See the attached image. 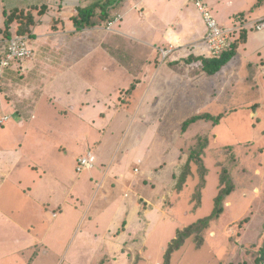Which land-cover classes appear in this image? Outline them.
Instances as JSON below:
<instances>
[{
    "label": "crops",
    "instance_id": "obj_1",
    "mask_svg": "<svg viewBox=\"0 0 264 264\" xmlns=\"http://www.w3.org/2000/svg\"><path fill=\"white\" fill-rule=\"evenodd\" d=\"M105 1L7 0V5L3 6L4 21L5 8L26 7L33 9L36 24L33 36L29 37L34 56L13 62L5 70L0 83V106L8 105L22 119L17 125L6 127L10 121L9 114L0 116L8 117L4 124H0V194L5 195L6 199L8 191L17 183L14 180L23 181L31 170L37 168L36 160L31 159L45 156L41 153L49 147L46 139L49 130L45 128L50 127L52 133L51 126L59 110L55 109L56 113L52 116L47 107H55L58 100L67 104L60 106L64 107L59 110L64 114L74 108L78 110L79 113L73 115L74 124L85 125L87 140L96 145L94 150H83L76 155L77 162L88 151H95L96 162L93 168L82 172H78L76 166L79 176L85 173L88 175L66 186L63 191L58 181L55 209H51L54 203L48 200L55 195L48 198L47 183L40 172L38 178H33L32 184L26 188L20 187L22 193L27 195V201L11 205L14 207L11 210L8 209L11 201H0V264H57L58 256L68 253L78 237L81 240L77 244L82 249L90 250L93 254L98 252L97 248H104L106 253L113 255L112 261L115 264L119 255L132 253V248H138L141 252L142 247H146V240L143 241V236L137 232V226L131 225L135 222L133 216L140 210L136 198L142 199L135 177L144 172L139 166H134V174L131 175L119 165L114 166L118 155L113 153L117 149L113 151L114 148L108 146L110 142L105 132L112 116L110 111L125 110L127 106L124 104H132L135 100V108L143 111L142 117L152 118L156 122L153 124L159 126L173 106L183 105L186 109L201 110L198 114H224L217 125L213 124L214 128L222 127L230 116L239 114L240 108L234 104L224 110L222 97L213 95L223 87L224 82L216 86L217 80L223 79L221 70L236 60H241L244 67L253 65L254 78L248 88H260L261 97H264V32L250 26L243 27L246 38L237 47L236 54L219 71L209 73L201 60L202 57H212L205 41L207 25L192 0H112L107 3L109 18H101L98 9L93 17L95 25L77 30L73 17L78 14L79 8ZM209 3L216 6L213 7L215 15L216 12L227 14L223 19L217 17L223 26L237 27L243 22L264 18L262 11L261 14L238 20L237 14L245 12V9L238 8L231 13L225 12V0H210ZM118 15L120 19L108 29L107 23ZM239 30L233 35V40L239 37ZM2 41L4 39L1 38L0 43ZM82 46H86L83 52L79 50ZM165 50L169 51L167 55L163 54ZM140 60L141 64L138 63ZM199 62L202 68L192 72V63ZM81 64L85 67L78 70ZM148 66L152 67L151 71ZM98 72L110 80L105 81L104 96L96 97L103 88L98 86L103 84L96 79L98 77L95 74ZM59 81L64 89L62 94L56 92L55 88ZM191 81L195 85L190 84ZM138 84L141 85V96L126 99L124 93L133 94ZM231 85L233 88L234 83ZM131 87L132 90L128 92ZM110 91L115 92V96H110ZM225 91H229V88H225ZM91 97L95 100H91ZM258 103L247 102L249 118H259L261 110L255 106ZM44 107L46 110L42 112ZM25 122L30 124L28 129L22 130L30 139L29 145L25 143V151L29 155L25 154L26 160L22 156V143L16 146L13 134L14 129L26 125ZM217 138L218 133L210 141L216 143ZM210 144L204 158L211 151ZM61 149L63 144H58L59 153ZM107 154L109 157L104 156ZM116 184L122 195H118L119 201L110 200ZM91 191H100L103 201H87ZM62 196L64 199L61 201ZM81 198L83 201L79 200ZM129 216L133 217L132 220L128 219ZM87 218L94 223V228L109 218L101 236L94 231L78 230L79 223H84Z\"/></svg>",
    "mask_w": 264,
    "mask_h": 264
},
{
    "label": "rangeland",
    "instance_id": "obj_2",
    "mask_svg": "<svg viewBox=\"0 0 264 264\" xmlns=\"http://www.w3.org/2000/svg\"><path fill=\"white\" fill-rule=\"evenodd\" d=\"M206 1L209 3L210 0ZM225 2V12L234 13L236 10L245 9L244 14H237L238 20L242 16L248 18L249 15L261 14L264 11V0H225ZM7 3V0H0V26L4 22L2 9ZM208 5L212 14L215 15L213 7L216 6L214 4L210 5V3ZM169 12H171V9ZM226 16V13L217 14V12L215 15L216 19L217 17L223 19ZM83 49L85 50L86 46L79 48L82 52ZM128 54L130 53L128 52ZM240 61L236 60L234 63L227 65V68H223L221 70L223 79L220 80L221 78H219L217 80L216 86L220 85L221 82L224 83L223 87H220V89L222 88L220 92L213 96L222 97V108L225 110L234 106V104L240 108L239 114L230 116L222 127L214 128L212 122L200 119L190 123L183 129L186 120L195 114L197 115L198 112L201 113V110L186 109L183 105L173 106L167 112V118L162 122L160 121L159 126L153 124H156V122L152 121V118L145 119L142 117L143 111L135 108V100L132 104H124L127 106L125 110L110 111L112 116L105 132L108 134L110 142L108 146L114 148L113 151L117 149L113 153L115 156L118 155L114 166L119 165L124 172L131 175L134 174V166H139L144 172L143 175L135 177L137 189L142 199L138 200L136 198L140 210L133 216L135 222H132L131 225L137 226V232L140 236H143V241L146 240V247H142L141 252L138 248L136 250L132 248V253L119 255L117 264H162L166 248L176 236L177 230L183 229L198 219L211 214L214 207V197L218 193L222 167L229 170L236 183L234 192L227 198L224 213L206 229L204 233L205 242L200 248L196 246L193 238H189L185 245L173 254L171 263L253 264L257 252L264 242V112H262L264 97H261L260 88H258L259 90L248 88V84L254 78L253 65L250 64L244 67ZM138 63L141 64V60ZM81 67L82 64L78 67V70ZM151 68L148 66L149 71H151ZM200 68H202V63H192V72L198 71ZM68 75L70 76V74ZM95 75L98 77L96 78L98 81L103 82V84L98 85L99 88L100 86H103V88L96 97L104 96L105 81L110 79L106 78V75L102 72ZM232 83H234L233 88L231 87ZM108 84L110 85V83ZM190 84L195 85V82L191 81ZM140 86V84L137 85V89L133 94L129 95L125 92V98L140 97L142 94ZM55 88L56 92H60V94L64 91L61 87V81ZM225 88H229V91H225ZM232 91L233 93H231ZM148 92L145 93V96ZM110 94V96H115L116 93L111 92ZM93 99L95 100L94 97H91V100ZM251 101L252 104L259 102L255 105L261 110L259 118L252 119L248 116L246 104ZM66 105L58 100V103L54 105L55 107L48 106L47 111L54 116L55 109L59 108L60 110V108H64L60 106ZM7 106H0V116L7 113L10 117L6 127L19 124V120L22 119ZM74 109L68 110L69 113L65 114L63 111L58 110V117L54 118V125L51 126L52 133L50 127L45 128V130H49L46 135L49 147L46 143L48 149L41 152L45 156L31 159L36 160L37 168L34 171L31 170L27 174V178H23V181H16L15 179L14 181L17 183L13 184L11 190L8 191L6 199L5 195L0 194V201H11L8 209H14L11 205H16L19 201H27V195L22 193L20 187L26 188L32 184L33 178L39 177V172L46 180L48 198L55 195L53 199H48L54 203L51 205V209H55V203L58 202V181L61 182V191H63L66 186L69 187L76 180L81 181L88 175L87 173L81 176L78 175L75 156L83 150H94L96 145L94 142L87 140V127L85 125L82 123L74 124V116L79 113L76 108ZM44 110H46V107L42 108V112ZM25 123L24 126L16 127L17 129H14L13 134L16 146L22 143L21 148L24 149L22 156L26 160L25 156L29 155L25 151V143L27 142L26 145H29L30 139L23 134L22 130L28 129L30 124ZM96 127L98 126L94 128ZM216 129H218V132ZM216 133H218L216 143L210 141L211 151L204 158L208 173L205 176L206 186L202 190V204L199 208L194 209L196 201H198L194 193L200 181V172L197 165L192 164V174L189 175L185 188L181 192L177 191L175 184L190 153V148L194 145L196 139L207 135L209 140H212L213 135ZM113 142L114 144H112ZM58 144H63L60 153L58 152ZM228 145L232 147L229 148ZM109 153L111 155L112 151ZM104 156L109 157L108 154ZM118 161L119 164H117ZM96 192L91 191L87 201H103L100 191ZM118 195L122 197L121 190L116 184L110 194V200L119 201ZM62 199H64L63 196L61 201ZM79 200L83 201V198ZM115 206L116 204L113 205L114 209ZM113 207L110 209L112 210ZM92 212L94 211L92 210ZM133 217L129 216L128 219L132 220ZM87 219L84 223H79L78 230L94 231L99 236H101L109 221V218H105L106 220L100 223V228H94V223L89 221V218ZM116 230L117 228H115V232ZM79 240L81 239L78 237V240L76 239L73 242V247L71 246L68 253L59 256L57 254V264H100L101 260L105 261L104 264H115L112 261L113 255L106 253L104 248H97L98 252L92 254L90 250L85 251L77 244ZM48 264H51V262Z\"/></svg>",
    "mask_w": 264,
    "mask_h": 264
},
{
    "label": "trees",
    "instance_id": "obj_3",
    "mask_svg": "<svg viewBox=\"0 0 264 264\" xmlns=\"http://www.w3.org/2000/svg\"><path fill=\"white\" fill-rule=\"evenodd\" d=\"M112 0H107L103 3H96L89 7H80L78 10V14L73 17V21L77 30H82L87 27H91L95 25L93 22V17L96 15L97 10H100V17L106 20V18L110 17V13L108 10V2ZM42 9L41 11H43ZM40 11V12H41ZM5 21L4 27L0 28V37L2 40H6L11 38L14 35H27L28 37L33 36L34 26L36 24V15L33 12L32 8L26 7H13V8H5ZM244 14V12L242 13ZM238 17V15H237ZM244 17V16H242ZM239 31L240 35L238 38L232 40L230 47L225 50L221 55L217 57H202L201 60L204 64V68L209 73H215L219 71L222 67H224L230 59L236 54L237 47L241 45L245 41L244 30L241 28ZM237 32V31H236ZM234 32V36L235 33ZM0 38V39H1ZM133 87L129 88L127 91H131ZM224 114L212 115L210 113H202L198 115L192 116L190 119L186 120L183 125V129H185L190 123L196 122L200 119L206 121H212L214 125H217ZM210 140L206 136L198 137L194 145L190 148V153L186 158L185 163L183 164V169L178 175V181L175 184V188L177 191H182L185 188V184L188 181L189 175L192 174V164H196L198 170L200 172V181L196 187V191L194 193L196 201V205L194 209H197L202 204V190L206 186V178L205 176L208 173V168L204 164V155L206 148L209 146ZM228 147H232L228 145ZM220 184L218 188V193L214 197V207L211 212L206 217L198 219L196 222L186 226L183 229H178L176 232V236L171 240L168 244L166 251L163 257L162 264H172V256L175 252L180 250L186 243L189 238H193L196 246L200 248L205 242V231L210 226V224L221 217L226 209L227 198L234 192L236 188V183L232 178L229 170L225 167H222L220 171ZM143 203V201H141ZM103 261L102 264H104ZM253 264H264V242L261 245L260 249L257 252L255 260Z\"/></svg>",
    "mask_w": 264,
    "mask_h": 264
},
{
    "label": "built area",
    "instance_id": "obj_4",
    "mask_svg": "<svg viewBox=\"0 0 264 264\" xmlns=\"http://www.w3.org/2000/svg\"><path fill=\"white\" fill-rule=\"evenodd\" d=\"M196 7L201 12L206 25L207 32L205 41L209 48L212 57L221 55L227 50L233 40V34L236 30L250 26L256 31L264 32V18L249 20L243 22L241 26L227 27L218 22L210 11L209 5L206 0H192ZM120 19V15L110 20L106 27L110 29L114 23ZM169 53L168 50L163 51L164 55ZM34 49L30 44L27 35H14L0 43V83L4 76V72L9 68L13 62L20 61L34 56ZM8 120L7 116L0 118V124H4ZM96 156L92 151L86 152L80 156L77 162V171L82 172L91 169L95 166ZM138 171V169H136Z\"/></svg>",
    "mask_w": 264,
    "mask_h": 264
}]
</instances>
